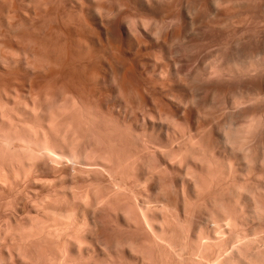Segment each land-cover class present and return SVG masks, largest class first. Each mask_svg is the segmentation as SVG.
<instances>
[{"label":"bare ground","instance_id":"bare-ground-1","mask_svg":"<svg viewBox=\"0 0 264 264\" xmlns=\"http://www.w3.org/2000/svg\"><path fill=\"white\" fill-rule=\"evenodd\" d=\"M82 54L84 53L82 52ZM86 56H82L83 58L79 60L81 61L83 59L84 61H82L85 65L87 61V59L85 61V58L88 57ZM57 57L56 60L54 59L55 61L53 59L52 61H58ZM77 57L78 55L74 59ZM74 59L73 63L77 61H74ZM66 62L68 63V61ZM60 63L62 66V62ZM76 65L73 66L74 68L77 67L78 72L80 68ZM245 66H249V64ZM84 67L82 68L83 70ZM249 67H251L249 69L252 71L254 66ZM69 68L67 67L68 70L72 71L73 67L71 69L69 65ZM228 68L231 73L233 70L231 69L232 67L228 66ZM64 69L66 70V68ZM242 69L245 71V67ZM246 71L249 72L247 69ZM71 73V76H74V73ZM85 90L87 91L88 89L86 88ZM235 94L232 93V95ZM258 94H252L253 96L249 98L252 99L255 97L256 99H254L258 100V97H260V94ZM237 95L234 97L237 98ZM249 96L251 95L249 94ZM231 97L234 98L233 96ZM244 97L243 95L241 98L238 96L237 99L234 98V101L229 98L228 100L230 102L224 104L226 110L228 107L231 109L237 106L238 108V105L247 103L245 102L247 98L245 99ZM240 99L245 100L240 101ZM254 99H252L253 102H255ZM214 104L216 103L213 101ZM56 105L52 106L54 109H51V105L49 107L47 106V108L46 106L45 108L42 107L43 110H47H40L41 112L43 111V117L41 118H38L39 116L37 117L38 111H36L40 107L37 109L33 106L32 109V105L29 106L34 113L33 115L36 112L35 117L38 119L34 117V121L41 119V126L43 125L42 118L46 121H44L46 126H36L38 129L30 126L32 125L33 118H30L32 121L29 120L30 125L27 124L29 127H25L26 123L24 122L28 121L25 118L29 115L23 117L21 115V109L20 115L22 119L20 116L21 120L19 118V120H16L20 122L23 118L25 120L23 121L25 133H20L24 140H22V136L19 137V129H14L15 126L17 127L20 124V127H18L21 129L22 122L18 124L15 120V124H11L15 118L14 116L17 115L19 117V108L22 107H18L17 110L13 106L12 108L9 107L13 109V113L11 112L10 114V110L4 107L7 105H0L3 106V108L0 107V110L2 109L1 112L5 110L1 116L4 114L7 119L14 117L11 119V122L9 120L10 123L4 122V124L0 125V128L7 127L6 130L8 129L9 133L6 135L3 130L2 140L3 137L7 140L10 138H8V135L10 136V130L12 129L17 131L15 132L16 135L14 134L17 137L16 140L20 139L21 142H19L22 143L27 136L29 142L27 143L28 140H26L25 144H29L30 146V140L34 142L38 138L37 135L40 133L39 128H42L41 133L44 134V138H47V140L52 138L57 130V133H59H56L58 136L55 135V137L53 136L54 138L50 139V141H54L53 146H50V141L47 140V142H43V140L35 141V143L38 141L37 144L41 141L38 147L41 155V160L38 162L41 164L37 161L34 162L40 164L41 175L53 176L48 181L47 179H43L40 182L41 190L47 188L43 190L47 196L42 197V199H15L14 202H12L13 199L11 201L10 199H0V264H264V143H262L263 145L261 144V147H263L261 148L262 150L260 149L259 151L256 149L258 153L260 152L259 154H256L255 151L251 158L246 155L250 159L246 160L248 162L245 166L238 168L232 162V164L228 163L230 167L228 165L226 166V164L224 166L221 164V167L219 160L212 159L213 154L211 158L207 157L206 152L198 150L202 148L200 145L198 149H195L196 146L194 147V144H191V141L194 139L191 134L193 129L190 130L191 132L186 133L183 130L184 128L182 130L175 128L174 124H176L177 120L175 121L173 118L172 120L174 121L169 120V118H165L167 122L161 121L162 119L157 121V119L153 120L154 117L152 115H146L145 113L142 118H138L141 120L136 125L139 128L130 126L131 130L128 127L129 132L128 130L127 133L126 130L125 132L120 131V134L119 129L121 125L117 123L116 128H111L115 125H107V128V126H102V124L106 125L105 120V122L102 121L103 123L100 122L101 120H98L100 127H94L98 124L95 119L100 116L97 117L98 114H93V112L91 115V111L89 112V110L88 113L85 110L87 107L82 109L81 105H78V113L83 110L89 116L83 112L78 114L79 116L76 115V106H74L76 111L72 106L77 105L76 102L74 104L70 103L74 112L73 110L71 112L69 105V109L64 104L58 105L61 107L60 109H56L58 107L55 108ZM240 106L243 107V105ZM210 107H212V104ZM34 109L36 110L34 111ZM68 110L71 114L68 113ZM219 110L218 112L220 113ZM16 111L18 112L17 114ZM7 112L10 116L12 114L14 115L12 117L7 116ZM144 112L146 111L144 110ZM60 114L65 115L63 116L64 118L66 116L72 117L74 114L72 118L69 117L70 119L66 117L72 123L69 120V123H67V119H64L65 122H62L63 120L61 121L60 119L58 121L55 120L57 117L63 118ZM81 114H85L84 117ZM141 114H143V111ZM254 114L253 116L251 115L252 118L249 117V120L244 123H240L241 119L239 122L229 117L221 118L222 120H220L214 117V115L213 117L211 115V117H207L208 119L205 117L204 122L199 126L201 130L203 128L209 129L208 131L212 132L215 136L217 145L223 147L231 156L234 154V157L239 148L244 149L247 147V144L249 146L251 145L249 141L253 142L255 140L251 136L253 131L257 132L254 129L261 124L264 126V120H261V118L264 119V114L257 116V112L255 117ZM33 115L31 114L30 116ZM40 116L42 115L40 114ZM76 116L78 117L75 120ZM91 116L95 122L92 119L90 120ZM5 117L2 119L8 121ZM79 119H84V121L82 120L81 122ZM59 120L62 122L59 123L60 125L56 124ZM87 120H89V123H93L91 125L94 128L90 127L91 125ZM51 121H56L55 123L52 122L54 128L51 126ZM83 122L86 125L89 124L88 127L90 129L87 126L85 128ZM5 123L9 125L7 126ZM36 123L39 122L36 121ZM36 123L33 122V124L39 125ZM63 123H65L64 126ZM77 124H79L77 127L74 126ZM107 124H110V122ZM50 126L53 128L54 133ZM60 126L63 127L60 129ZM125 126L124 128L127 129ZM9 127L11 128L10 130ZM48 127L50 129H47ZM78 128L80 130L79 132L76 131ZM95 128H101L99 130L100 133L96 131L97 139L94 134L93 137L95 139L91 141L93 134L91 137L90 134L96 130ZM137 128L141 129V132H138ZM114 129L115 131L117 129L118 133L117 131L116 133L113 132ZM1 130L0 133H2ZM13 130L11 131V136ZM50 130L53 135H51ZM74 130L77 134H81L82 131L84 133L87 130L89 134L85 135L84 133V136L82 133L83 140L81 138L79 140L81 139V141L85 142L87 138L84 137L89 136L88 138L91 142L86 141L88 143L85 144L81 142L75 143V141H79L75 140L76 137H80L81 135L78 134L75 136L74 133L71 139L69 134L71 135V131L73 134ZM120 130H123V127ZM48 135L51 136L49 137ZM33 137L35 140L31 139ZM48 142L49 146L47 145ZM12 143L9 144L10 147ZM80 143L83 146L77 147ZM5 146L6 144L3 147ZM10 147H6L8 151H11V148L13 149L15 146ZM24 148L19 151L24 152ZM16 149V153H18V147ZM25 150L28 149L25 148ZM31 150V153L36 152ZM246 151L244 150V152ZM20 152L18 154L13 153V157L10 153L9 155L11 157L9 158L7 156L8 158L5 159L7 160V165L3 164L5 163L4 160V162L2 161L3 163L0 162V179L3 177L5 180V182L3 181L5 185L2 182L3 187L1 189L4 195L9 196L11 195L10 191L13 192L14 190L13 185L15 184L10 180L12 178L11 174H14L11 173L14 169L12 166L16 167V165L20 164V168L24 170V167L29 166L30 163L34 164L33 160L28 158L31 155H26L27 151L24 153L25 157L23 156V161L18 159V164H9L13 162L9 159L16 160V158L13 159L14 154L19 158L21 157ZM204 153L205 156H203ZM245 158H243V162ZM30 159L32 162L29 161ZM20 161L21 163H19ZM235 162L239 163V160ZM36 166L38 165L36 164ZM225 166L227 168H224ZM27 172H23V174ZM31 173H33L32 170ZM8 180L11 181H9L10 184L7 182ZM15 183H17L16 180ZM48 187H52L53 189L48 190ZM11 188L13 189L11 190ZM3 194L0 198L7 197L3 196Z\"/></svg>","mask_w":264,"mask_h":264},{"label":"rangeland","instance_id":"rangeland-1","mask_svg":"<svg viewBox=\"0 0 264 264\" xmlns=\"http://www.w3.org/2000/svg\"><path fill=\"white\" fill-rule=\"evenodd\" d=\"M41 35H43L44 38L43 36L41 37ZM82 52L84 54H82ZM81 54L82 56H88H86L87 58L84 57L85 61L87 59L86 65L83 59V61L81 60L83 63L79 61L80 58H83L82 56L79 57ZM77 55L79 57L78 60V57L74 59ZM56 57L58 61L53 62L56 60ZM73 59L74 61H78H75L77 62L76 64L80 63L81 65L74 64L75 62L73 63ZM59 61L62 62V66ZM64 61H68L69 64ZM72 64L74 66H79V73L85 65L80 75L77 72V67L74 68ZM244 64L254 66L252 71L249 69L251 67L245 66ZM69 65L71 69L73 67L72 71L68 70L70 69ZM228 66L232 67L231 69L234 71L232 70L230 73ZM62 67L66 68V70ZM241 67H245V71ZM246 69L249 70V72L246 71ZM71 72L74 73V76H71ZM86 88L88 89L87 91L85 90ZM232 93L236 94L232 95ZM257 93L260 94L258 95L261 98L258 97V100H255L256 98L253 97L252 99L255 98V102H253L249 97H252L254 94L257 95ZM249 94L251 96H249ZM236 95L237 98L238 96L241 98L243 95L245 99H250L252 102L244 99L247 103L240 104L243 105V107L238 105L237 108V106L234 105V108L232 107L230 109L228 107L226 110L224 104L230 102L228 100L229 98L234 101V98H236L234 96ZM263 99L264 0H0V105H7L4 107L10 110H8L10 114L13 110L10 109L12 106L15 110H17L18 107H22L19 108V117L16 115L14 116L15 118L13 117L14 119L11 118L13 122H11L12 120L10 118L7 119L4 114V116H1V114L5 112V110L1 112V109L0 122L3 123L0 125L4 124V122H9V120L11 124H15V122L20 124L22 122L21 129L19 128L21 124H16L17 127L15 126L14 128L17 130L19 129V137L25 133L23 121L26 119H28V121L24 122L26 123L25 127H29L27 124L30 125V121H32L30 118H33L31 122L32 125H30L32 128H36V126H46L43 118L42 126L40 123L41 119L34 121L36 112L35 115H33V106L38 109L39 107L45 108L46 106L47 108V106L49 107L50 105V107H52L56 104H64V106H67V109H69L68 105L70 106V103L74 104L76 102L77 105H72L73 108L76 106V115L83 112L82 110V112L80 111V113H78V105H81L82 109L87 107L85 110L87 112L88 110L89 112L91 111V115L93 112V114H98L97 117H104H99V119L93 115L97 118L95 121L98 123H95L96 126L94 127H100L98 120H101L100 122L105 120L106 125L102 124L103 122L101 123L102 126L104 125L105 127L107 125H115L111 128H116V125L120 124V129L123 127V130L118 128L120 127L119 125L117 127L120 134V131L125 132V130L127 133L128 127L130 129V126L133 128L138 127L136 126L138 125L137 123H139V121L141 122L138 118H142L145 113L146 115H152L154 117L153 120L157 119V121L162 119L161 121L167 122L165 118H169V120L173 118L175 121L177 120L176 124H174L175 128L181 130L184 128L183 130L186 133H189V131L193 129L191 134L194 139L192 138L193 141H191V144H194V147L196 146L195 149H198L200 145L202 148L198 150L206 152V156L210 158L213 154L212 159L219 160L220 165L222 164L224 166V164H226V166H229V164L233 162L240 168L246 165L248 162L246 160H249L255 151L257 154L258 150L260 151V149L263 148L261 146L263 145L262 143H264V126L262 124L259 125V127L256 126L258 129L255 128L254 130L257 132L253 131L251 134L253 140H255L253 142L249 141L251 144L250 146L249 144L246 145V148H248L250 152L246 148H239V154L237 150V154L233 157L234 154L231 156L223 147L217 145L218 143H216L215 136L212 132L208 131L209 129L203 128V130H201L199 125L204 122L205 117L209 118L211 115L212 117L214 115V117L220 120L229 117L239 122L241 119L240 123H244L249 120V117L252 118L254 113L256 114L258 112L257 116L264 114ZM138 100L139 102H137ZM241 100L244 101L243 99H240V101ZM213 101L216 103L214 105L219 104L214 106ZM211 104L212 107H210ZM30 105H32V109H30ZM58 105H56L55 108ZM3 106L0 107L3 108ZM72 106H70L71 112L73 110ZM25 107H27L28 110ZM60 107L61 106H58L56 109H60ZM40 108L39 110L34 109V111H38V118L43 117V111L47 110ZM51 109L54 108L52 107ZM40 110L43 111L41 112ZM144 110L146 112H144ZM66 111L65 113L67 114ZM86 111L83 113L89 116V112L87 113ZM140 111L141 113L143 111V114H141ZM17 113L16 111V114ZM68 113H70L69 110ZM20 114L23 115V117L29 115V118L26 117L25 120L23 118L21 122L17 121L20 119ZM31 114L33 116H30ZM40 114L42 116H40ZM12 115L10 116L8 114L7 116L12 117ZM60 115L61 117L65 116L63 114ZM81 115L84 117L85 114ZM73 116L74 114L72 117ZM78 116H76L75 120ZM4 117L8 121H4ZM37 117H35V119H38ZM66 117L69 118L70 116ZM66 117L62 119L57 117L55 120L58 121V119H60L61 121L63 120L62 122H65L64 119L66 120ZM69 119H67V123H69ZM84 119L79 120L82 122ZM91 119L94 121L92 116L90 117V120ZM60 120L56 124L62 123ZM261 120L263 121L264 119L261 118ZM36 121L39 123H36ZM87 121L89 123V120ZM107 121H109L110 124H107L109 123ZM33 122L39 125H35ZM52 122L55 123L56 121L50 122L51 126L54 128ZM85 122H83L85 128L86 126L88 127L89 124H93L89 123L86 125ZM180 122L181 124H179ZM70 123H72V121H70ZM8 125L9 124H7V126ZM64 125L65 123H63V126ZM78 125L79 124L74 126L77 127ZM51 126L50 128H52ZM63 126H60V129ZM92 126L93 125L90 127L94 128ZM124 126L127 129H125ZM90 127L88 128L90 129ZM1 128L3 129L1 130ZM1 128V132L4 130V133L7 135V127ZM50 128L48 127L47 129ZM53 128L52 131L54 133ZM138 128L137 131L141 132V129ZM10 129L9 127V130ZM41 129L39 128L40 133L38 134L41 136L37 135V137L40 138L36 140H43V142L50 141L58 132L56 128L57 132L53 135L50 130L52 133L50 134L54 137L52 136V138L47 140V138H44V134L41 133ZM95 129V133L93 132L90 134V137L93 134L91 141L92 139H97L96 131L99 132L101 128ZM12 130H10V136L8 135L10 140H8L11 143L13 142L12 146H15L13 149L11 148L12 146L10 147L9 144L11 143L7 142V139L3 137L2 140L3 132L0 133V141L2 140L0 142V151L2 152H0V162L3 163L5 161L3 164L7 165V160L5 159L11 156L13 157V153L17 152L16 147H18V151L22 150L24 147L29 151L25 150V148L23 150L24 152L19 151L21 159L16 156L19 152L14 154L13 159L16 158V160L9 159L13 161V164H9H18V159L23 161L22 158L23 156L25 157L24 153L26 151V155L30 154L32 156L34 154L32 156L33 158L27 156L31 158L33 162L41 160L40 150L38 148L41 141L37 144L38 141L35 143L36 140L33 137L31 139L35 141L33 142L30 140L31 146L29 144L27 145L25 142L28 138L24 135L26 139L24 142L22 141V144L20 143V139H17L18 141L16 140V130H13L11 136ZM130 130H128V132ZM76 131L79 132V128ZM76 131L74 130L73 134L71 131V135L69 134L71 139ZM86 131H84V133L88 135L89 132L87 131L86 134ZM89 131L91 132V130ZM116 131L114 129L113 132L116 133ZM21 132L22 134H20ZM82 133H78L81 136L74 139H82ZM254 133H256V136L253 135ZM78 134L75 133V136ZM94 134L95 138L93 137ZM51 135L48 136L50 137ZM88 137H84L87 138L85 142L80 139L79 141H75V143L81 142L85 144L91 142ZM22 140H24L23 136ZM28 142L29 140L27 143ZM52 142L53 144L51 145ZM81 143L79 144L81 146L77 145V147H82L83 144ZM5 144L6 146L3 147ZM47 145L49 146V142ZM53 145L54 141L51 140L50 146ZM6 147H10L11 151H8ZM20 147L21 149H19ZM13 150L15 151L13 152ZM30 150L36 152H32V154ZM244 150H247L246 152L248 154L244 152ZM203 156H205V153ZM244 157L247 159L245 158L243 162ZM31 159L29 160L30 162H32ZM233 160H239V163ZM37 162H34V164L30 163L31 165L29 164V166L31 167L26 166L24 170L20 168V164H18L19 166L16 165V167L12 166L14 169L12 168L13 170L11 173L14 174H11L12 178L10 180L15 184H12L14 190L13 192L10 191L11 195H4L1 189L5 180L1 177V179H3L2 181L0 179V184L2 185H0V196L3 194V196L7 197H2L0 199H10V201L13 199L12 202H14L15 199H42V197L44 198V196H47L45 195L46 192L43 191L47 188L41 190L40 182L43 181V179H47L48 181L53 176L41 175V163L38 162L40 163L38 164ZM19 163H21V161ZM36 164L38 166H36ZM226 166L224 168H227ZM31 170L33 172L31 173L32 175L30 174ZM23 172H27L26 174L29 173L30 175H26L25 173L24 175ZM15 174H20L18 176L21 177L17 176V178ZM14 177L15 179H13ZM15 180L17 183H15ZM13 188H11V190ZM48 188V190L53 189L52 187Z\"/></svg>","mask_w":264,"mask_h":264}]
</instances>
